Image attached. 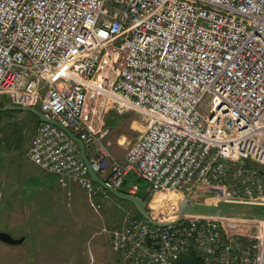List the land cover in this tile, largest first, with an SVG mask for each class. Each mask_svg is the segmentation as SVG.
<instances>
[{
	"label": "built area",
	"instance_id": "obj_1",
	"mask_svg": "<svg viewBox=\"0 0 264 264\" xmlns=\"http://www.w3.org/2000/svg\"><path fill=\"white\" fill-rule=\"evenodd\" d=\"M0 94L68 127L99 174L110 160L114 187L134 174L149 195L212 184L264 202V0H0ZM112 106L144 122L124 161L106 142ZM29 152L68 197L109 195L56 124L39 122ZM112 244L119 264H177L190 248L203 264H264V220L135 216Z\"/></svg>",
	"mask_w": 264,
	"mask_h": 264
},
{
	"label": "rangeland",
	"instance_id": "obj_2",
	"mask_svg": "<svg viewBox=\"0 0 264 264\" xmlns=\"http://www.w3.org/2000/svg\"><path fill=\"white\" fill-rule=\"evenodd\" d=\"M6 98L0 94V101ZM109 110L111 121L115 117L119 121L110 129L107 143L119 159L117 154H127L144 129V122L134 110L121 112L114 106ZM38 122V116L28 111L13 110L0 116V137L10 135L8 142L0 138V230L26 237L21 244L0 240V264H117L112 236L135 217L134 208L127 201L101 192L97 197L90 196L75 185L70 187L72 197H68L53 175L31 160L29 147ZM140 180V186L146 187L147 182ZM129 181L134 184L138 179L131 174ZM171 192L149 196L147 207L153 215L168 218ZM179 193L182 198L203 202L225 198L222 190L212 184ZM226 224L236 229L256 228L233 220Z\"/></svg>",
	"mask_w": 264,
	"mask_h": 264
},
{
	"label": "water",
	"instance_id": "obj_3",
	"mask_svg": "<svg viewBox=\"0 0 264 264\" xmlns=\"http://www.w3.org/2000/svg\"><path fill=\"white\" fill-rule=\"evenodd\" d=\"M0 109L21 110L24 112H32L41 120L56 124L64 129L79 145L81 155L89 165V173L91 178L109 190L115 196L131 201L140 214L152 224L166 225L174 223L183 218L186 214L202 215V216H218L232 217L242 219L264 220V202H254L245 200L221 199L216 202L194 201L188 197H184L179 201L175 210L176 219L160 220L153 216L152 211L147 207V202L137 194L123 191L114 187L107 182L94 168L91 166L90 159L86 153L85 144L81 138L73 133L68 127L62 125L58 120L48 117L44 112L35 106H23L15 104H7L0 106ZM25 236L16 237L7 231L0 230V240L8 244H21L25 241Z\"/></svg>",
	"mask_w": 264,
	"mask_h": 264
},
{
	"label": "trees",
	"instance_id": "obj_4",
	"mask_svg": "<svg viewBox=\"0 0 264 264\" xmlns=\"http://www.w3.org/2000/svg\"><path fill=\"white\" fill-rule=\"evenodd\" d=\"M6 103H7L6 101H0V106H4ZM8 111H13V110L0 109V116L3 117V115H5ZM38 121L39 122L41 121V119L39 117H38ZM118 121H119V119L117 117H115L113 121H111V120L107 121L106 120V124L105 125H107V124L111 125L112 124V126H115L118 123ZM0 138H1V140L3 142H8L9 139H10V135L9 134L7 135L5 133L4 136H2ZM135 178H137V177H135ZM128 179H129V177L126 178L125 183L120 187L121 190L126 191V192L129 191V186H127ZM137 179H138V182L141 183V180L139 178H137ZM107 192L109 193V195H111V196H113V197H115V198H117L119 200L127 201L129 203V205H132V207L134 208V212H135L134 215L136 217H139V218H144L140 214V212L136 209V207L133 205V203L131 201H128V200H125V199H120L119 197H117L113 193H111L109 190H107ZM136 194L139 195L140 197H142L146 202L148 201L149 196H150L149 193L146 192L145 187L142 188L141 186H140V190L137 191ZM189 250H191V251H189ZM189 250L179 258V260L177 261V264H203L202 259H201L200 255L198 254L197 250L194 249V248H190Z\"/></svg>",
	"mask_w": 264,
	"mask_h": 264
},
{
	"label": "crops",
	"instance_id": "obj_5",
	"mask_svg": "<svg viewBox=\"0 0 264 264\" xmlns=\"http://www.w3.org/2000/svg\"><path fill=\"white\" fill-rule=\"evenodd\" d=\"M6 102H7V104H11L10 103V101H9V99H7L6 98ZM7 104H5V105H7ZM4 105V106H5ZM4 110V109H3ZM21 111V110H20ZM22 112H24V111H22ZM111 110H108V112L106 113V117H105V124H106V120L108 121V120H111ZM106 127H108L109 129H112V127H114V126H112V124L111 125H105ZM144 126V125H143ZM109 136V134L107 135V137ZM107 137H106V142H107ZM134 142V141H133ZM108 144V143H107ZM132 144V143H131ZM131 146V145H130ZM117 156H119V161H124L125 160V158H126V155L124 156V154L121 152L120 154H117ZM117 159V158H116ZM103 165H104V172L102 173V175H105V174H107L109 171H110V160H108V159H106V160H104V162H103ZM48 173H50V172H48ZM51 175H53V177L57 180V178H56V176L53 174V173H50ZM131 175V174H130ZM129 175V176H130ZM134 175V174H133ZM128 176V177H129ZM134 177H135V175H134ZM58 182V181H57ZM130 185H131V183H130V181H129V179H128V181H127V186H129L130 187ZM76 186V185H75ZM77 187H79V186H77ZM80 189H82L81 187H79ZM84 190V189H83ZM85 191V190H84ZM113 245V244H112ZM116 253H117V257H116V262H117V264H119V261H118V252L116 251Z\"/></svg>",
	"mask_w": 264,
	"mask_h": 264
},
{
	"label": "bare ground",
	"instance_id": "obj_6",
	"mask_svg": "<svg viewBox=\"0 0 264 264\" xmlns=\"http://www.w3.org/2000/svg\"><path fill=\"white\" fill-rule=\"evenodd\" d=\"M29 146V145H28ZM160 194V193H159ZM158 194V195H159ZM171 196L172 197H170L169 198V200H170V202H171V204H169V206L167 207V212H169L170 213V215L169 216H171V217H173L174 215H171L175 210H176V208L178 207V204H179V201L182 199V196L180 197L179 196V191H172L171 193ZM158 195L156 196V199H157V197H158ZM162 198H164V197H162ZM155 199V200H156ZM164 200V199H163ZM154 202L155 201H153V204H154ZM189 251H191V250H189ZM194 251V250H193ZM185 254V253H184ZM199 257V256H198Z\"/></svg>",
	"mask_w": 264,
	"mask_h": 264
}]
</instances>
